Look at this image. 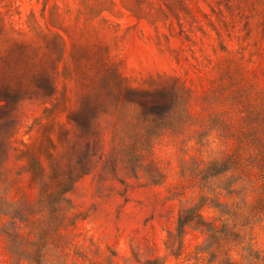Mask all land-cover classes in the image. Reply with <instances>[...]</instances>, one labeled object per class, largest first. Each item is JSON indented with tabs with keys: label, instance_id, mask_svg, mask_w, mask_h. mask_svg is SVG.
<instances>
[{
	"label": "rangeland",
	"instance_id": "1",
	"mask_svg": "<svg viewBox=\"0 0 264 264\" xmlns=\"http://www.w3.org/2000/svg\"><path fill=\"white\" fill-rule=\"evenodd\" d=\"M31 159L87 172L39 207ZM198 203L218 227L214 205L236 211L242 241L170 237ZM249 245L264 264V0H0V264H244Z\"/></svg>",
	"mask_w": 264,
	"mask_h": 264
},
{
	"label": "trees",
	"instance_id": "2",
	"mask_svg": "<svg viewBox=\"0 0 264 264\" xmlns=\"http://www.w3.org/2000/svg\"><path fill=\"white\" fill-rule=\"evenodd\" d=\"M76 147L68 143L66 152L75 151ZM71 165V163H69ZM87 166V165H84ZM28 170L32 172V179L38 184L39 187V198L37 204L39 207H54L60 201L65 199V195L70 190L71 185L79 178L81 175L85 174L87 171H81V173L73 176L70 173H56L52 174V178H46L40 172V166L35 159H31L27 165ZM154 183L158 182V178H150ZM52 185L51 189L50 186ZM230 193L233 189H230ZM205 196H201L199 201L205 200ZM202 203H198L191 207H181L177 218H176V233L173 234L171 231L168 235L171 237L181 238L183 231L186 226H192L200 229L206 235V245L203 247L202 252H208L211 256L216 255L215 248L220 241H233L234 243L241 242L243 239V234L239 229H234L230 227V220L237 217V213L234 210H228L223 205H214L218 207V219L222 221L221 227H218L213 221H206L200 214V207ZM245 222V221H243ZM244 253L242 257L246 260L244 264H252L249 260L252 255L257 254L250 245L247 247L242 246ZM220 264H235L232 260L223 257ZM157 261L153 260L148 262V264H156Z\"/></svg>",
	"mask_w": 264,
	"mask_h": 264
}]
</instances>
